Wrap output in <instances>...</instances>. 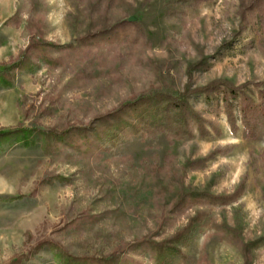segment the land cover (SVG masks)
Listing matches in <instances>:
<instances>
[{
  "label": "rangeland",
  "instance_id": "rangeland-1",
  "mask_svg": "<svg viewBox=\"0 0 264 264\" xmlns=\"http://www.w3.org/2000/svg\"><path fill=\"white\" fill-rule=\"evenodd\" d=\"M255 1L0 0L2 70L36 42L57 46L51 64L34 47L33 71H16L14 87L0 89V131L86 128L138 95L217 81L258 103L264 17ZM117 25L110 39L81 45ZM190 103L205 137L193 127L183 139L109 140L102 131L49 152L41 141L0 145V264H60L48 246L37 250L45 241L75 257L154 264L150 249L132 246L180 234L167 264H264V114L249 139L238 109L232 131L221 94ZM183 192L217 200L179 207Z\"/></svg>",
  "mask_w": 264,
  "mask_h": 264
},
{
  "label": "trees",
  "instance_id": "trees-1",
  "mask_svg": "<svg viewBox=\"0 0 264 264\" xmlns=\"http://www.w3.org/2000/svg\"><path fill=\"white\" fill-rule=\"evenodd\" d=\"M115 1V0H111ZM254 9L262 18L264 17V0H256ZM8 24L15 25L14 18L8 21ZM136 24H131L135 26ZM121 27L114 26L98 33L84 37L81 45L94 44L96 41H104L110 39L114 34H118ZM118 32V33H117ZM33 48H28L23 57L18 61L6 66L4 70L0 67V89H10L14 87L15 73L18 70L33 71L36 66V57L32 49L36 47L38 59L44 60L47 64H51L48 55L56 49V45L44 44L40 42L34 43ZM68 47L67 50H72ZM201 66V63L197 64ZM187 89L180 93H164L156 92L153 94L138 95L133 101L125 103L121 109L102 116L97 121L91 123L86 128L70 127L65 131L58 132L56 130H40L29 129L20 126L15 130L0 131V145L19 143L25 147L34 145L41 141L44 149L49 152L51 147L58 148L60 144H71L76 138H90L92 135L100 138L102 131L105 132L107 139H113L122 132H128L134 135H140L146 139L160 138L166 134L169 138L183 139L193 136V127L198 128L201 136L205 137L209 134L205 128V119L196 111L190 103L193 94L205 95L209 99L217 94L222 95V103L228 115V120L233 132L237 131V120L235 110L238 109L241 115V122L244 126L246 136L249 139H255L258 136L257 125L258 118L264 114V90L259 91V102L256 103L243 88L235 87L229 81H217L206 87L192 91ZM204 200L216 202L207 196H194L192 193L183 192L182 199L179 201V207L188 203H199ZM220 199H218L219 201ZM183 234L173 238L170 242L154 244L145 241L138 246H132L135 252L147 251L150 249V258L154 264H167L171 257L175 256L171 253L172 246L181 245L185 241ZM48 246L53 251L56 260L60 264H113L114 258H94V257H75L66 250L59 247L52 241L41 243L37 250ZM21 264L20 261H17Z\"/></svg>",
  "mask_w": 264,
  "mask_h": 264
},
{
  "label": "water",
  "instance_id": "water-1",
  "mask_svg": "<svg viewBox=\"0 0 264 264\" xmlns=\"http://www.w3.org/2000/svg\"><path fill=\"white\" fill-rule=\"evenodd\" d=\"M129 20H130L131 22H134L136 19L132 17V18H130Z\"/></svg>",
  "mask_w": 264,
  "mask_h": 264
}]
</instances>
